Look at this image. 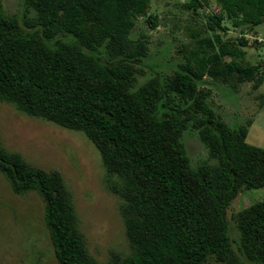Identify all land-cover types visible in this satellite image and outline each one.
<instances>
[{"label":"trees","instance_id":"trees-1","mask_svg":"<svg viewBox=\"0 0 264 264\" xmlns=\"http://www.w3.org/2000/svg\"><path fill=\"white\" fill-rule=\"evenodd\" d=\"M207 1L182 6L199 13ZM25 2L36 14L20 19L0 0V101L86 134L101 154L108 188L122 199L130 240V254L99 262L60 173L0 147V173L13 191L43 197L58 263L264 264V200L234 215L237 248L226 216L241 191L264 187V148L247 142L251 123L231 126L212 107V89L199 87L207 76L235 86L261 79L243 47L247 31L264 23V0H217L219 13L207 24L214 38L194 31L178 69L138 88L149 37L131 33L150 0ZM226 21L241 29L239 38L218 33L228 30ZM197 126L214 162L194 167L183 136Z\"/></svg>","mask_w":264,"mask_h":264},{"label":"rangeland","instance_id":"rangeland-1","mask_svg":"<svg viewBox=\"0 0 264 264\" xmlns=\"http://www.w3.org/2000/svg\"><path fill=\"white\" fill-rule=\"evenodd\" d=\"M186 1L150 0L147 13L138 16L131 35L138 38L146 34L149 43L148 56L142 65L144 72L137 76L134 88L156 74H173L193 47L194 31L214 38L207 24L210 15L219 13L217 0H208L199 13L184 8ZM3 5L6 14L20 19L36 14L25 0H3ZM150 15L155 16L152 23L148 21ZM225 24L228 30L218 32L224 39L240 37L241 29L229 21ZM245 36L246 59L261 67V79L235 86L207 76L199 82V87L212 89L209 100L212 107L231 126L251 123L247 142L264 148V23L253 32L247 31ZM183 142L194 167L204 161L214 162L199 138L198 126L184 133ZM0 147L19 153L35 167L60 173L73 199L88 250L99 262H109L115 254L131 253L122 199L108 188L101 154L84 132L29 116L0 101ZM262 200L264 187L251 188L241 191L227 206L229 233L235 248L239 245L240 232L234 215ZM45 214L46 203L38 192L18 195L0 173V264H59ZM207 264L226 263L211 258Z\"/></svg>","mask_w":264,"mask_h":264}]
</instances>
